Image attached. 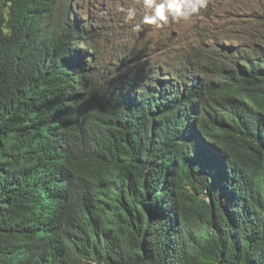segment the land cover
Returning a JSON list of instances; mask_svg holds the SVG:
<instances>
[{"label":"trees","instance_id":"1","mask_svg":"<svg viewBox=\"0 0 264 264\" xmlns=\"http://www.w3.org/2000/svg\"><path fill=\"white\" fill-rule=\"evenodd\" d=\"M95 34L0 0V264H264V35Z\"/></svg>","mask_w":264,"mask_h":264},{"label":"rangeland","instance_id":"2","mask_svg":"<svg viewBox=\"0 0 264 264\" xmlns=\"http://www.w3.org/2000/svg\"><path fill=\"white\" fill-rule=\"evenodd\" d=\"M69 5L96 33L97 58L104 64L114 54L136 48L143 54L150 49L153 58L166 50L181 49L186 54L189 47L213 34L226 41H231L233 35H264V0H207L198 13L187 19L169 17L159 27L143 22V0H69ZM129 8L135 9L136 15L126 22Z\"/></svg>","mask_w":264,"mask_h":264},{"label":"clouds","instance_id":"3","mask_svg":"<svg viewBox=\"0 0 264 264\" xmlns=\"http://www.w3.org/2000/svg\"><path fill=\"white\" fill-rule=\"evenodd\" d=\"M145 15L143 22L149 25L161 26L167 23L169 17L187 19L192 14L206 6L207 0H143ZM136 15L135 9L129 8L125 21L132 20Z\"/></svg>","mask_w":264,"mask_h":264}]
</instances>
